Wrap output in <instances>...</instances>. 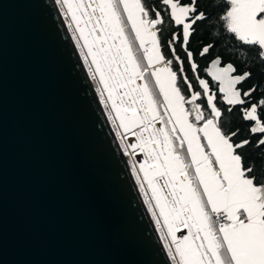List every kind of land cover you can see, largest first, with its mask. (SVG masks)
Instances as JSON below:
<instances>
[{
  "label": "snow or ice",
  "instance_id": "1",
  "mask_svg": "<svg viewBox=\"0 0 264 264\" xmlns=\"http://www.w3.org/2000/svg\"><path fill=\"white\" fill-rule=\"evenodd\" d=\"M57 2L70 19L69 28L74 26L92 79L98 74L97 91L105 107H110L108 116L117 136L122 143L126 134L134 138L124 151L137 154L138 150L143 156L139 172L135 164L133 171L162 229L171 260L175 264H264V170L257 167V161L264 167V86L254 83L244 89L253 72L238 73L234 63H225L221 56L204 69L216 91L200 76L189 44L198 30L194 26L198 22L211 26L213 13L199 10L198 0ZM208 7L225 8L216 17L222 22L217 36L237 42L230 55L249 68L254 63L264 66V0H208ZM166 19L177 29L167 41L177 71L173 59L165 58L158 35ZM177 44L199 91L185 74ZM214 47L203 45L198 55L203 57ZM251 51L255 60L249 59ZM217 92L223 108L217 106ZM202 99L203 104L198 102ZM234 110L248 133L238 141L240 129L226 130L221 124L229 122ZM245 149L259 155L252 157ZM182 230L187 234L178 236Z\"/></svg>",
  "mask_w": 264,
  "mask_h": 264
},
{
  "label": "water",
  "instance_id": "2",
  "mask_svg": "<svg viewBox=\"0 0 264 264\" xmlns=\"http://www.w3.org/2000/svg\"><path fill=\"white\" fill-rule=\"evenodd\" d=\"M0 264H172L55 0H0Z\"/></svg>",
  "mask_w": 264,
  "mask_h": 264
},
{
  "label": "trees",
  "instance_id": "3",
  "mask_svg": "<svg viewBox=\"0 0 264 264\" xmlns=\"http://www.w3.org/2000/svg\"><path fill=\"white\" fill-rule=\"evenodd\" d=\"M145 2L146 4L155 3L156 0H145ZM198 9L211 11L213 13V19L211 22V26H209L208 22H198V24L194 26L198 30L193 35L190 41L189 50L193 52L196 63L199 65L198 71L200 73V76L202 78H206L209 80V84L210 86H212V91H216L215 82L212 81L210 77H207L206 73L204 72V69L209 65L210 61L214 59L216 56H221L225 63L226 62L234 63V65L237 67L238 73H242L244 71H249V70L253 72L254 74L253 77L243 84L244 89H247L254 83H259L262 86H264V66H260L258 63L252 64L250 68L242 65L239 59L233 57L229 53V49L238 47L237 42L230 39L220 40L218 38L217 33L222 32V28H221L222 22L218 23L216 17L222 15L225 8L221 7V8L213 9L208 7V0H198ZM159 27L161 28V31L158 33V35L160 38L162 52L166 59H173L170 49L167 45V41L171 38V33L173 31H176L177 29L175 28V26L168 24L167 19H166V23ZM209 43L214 44L215 47L213 49H210V52L207 55L203 57L199 56L198 52L200 51L201 47ZM176 54L179 55L182 60H184L185 74L188 76L189 80L192 81L193 89L199 91L200 89L190 70L185 53L180 48L179 44L176 45ZM248 56L250 60H255L256 53L254 51L248 52ZM172 68L174 71L178 70L177 63L175 62L174 59H173ZM181 91L186 97L188 96L186 86L183 85L182 81H181ZM198 102L202 104L204 103L203 99ZM217 106L222 108L224 107V105L220 102V94L218 92H217ZM228 119H229L228 123H224L223 120L221 121L222 127H224L226 130L230 129L231 131H236L237 128H239L240 134L235 138L237 141L247 138L248 133L245 131V124L244 122L241 121L239 112L237 110H234L230 115V117H228ZM244 151L248 152L252 157H256L259 155L258 152L252 151L251 149H245ZM257 167H258V171L264 170V167H262V162L260 161H257Z\"/></svg>",
  "mask_w": 264,
  "mask_h": 264
},
{
  "label": "rangeland",
  "instance_id": "4",
  "mask_svg": "<svg viewBox=\"0 0 264 264\" xmlns=\"http://www.w3.org/2000/svg\"><path fill=\"white\" fill-rule=\"evenodd\" d=\"M55 3H56L58 9L60 10V12H61V14H62V16H63V19H64V21H65V24H66V26H67V28H68V30H69V33H70V35H71V37H72V39H73V41H74V43H75V46H76V48H77V50H78V53H79V55H80V57H81V60H82L84 66H85V68H86V70H87V73L89 74V77H90V79H91L92 85H93L94 90H95V93H96V95H97V98H98L99 102L101 103V106L103 107V110H104L105 115H106V117H107V119H108V121H109V124L111 125V127H112V129H113V131H114V133H115V135H116V138H117V141H118L119 147H120V149H121V151H122V153H123V156H124V158H125V160H126V162H127L128 168H129V170H130V172H131V174H132V176H133V179H134V181H135V183H136V185H137V187H138V189H139V191H140V193H141V196H142L143 200L145 201V204H146V207H147V209H148V211H149V214H150V216H151V218H152V220H153V222H154V224H155V226H156V228H157V231H158V233H159V236L161 237V240H162V242H163V244H164V246H165V239H164V237H162V235H161V231H162V229L156 225V223H155V219H156V218L152 216V209H149V207H148V200H146L145 195H144V192H142V191L140 190V181H137V179H136L137 172H139V162H141V161L143 160V156H142V154H139V153H138V150H137V154H132V150H131V149H129L127 153L124 151L125 145H126L127 143H133V142H134V138H132L130 135H127V134H126V135L123 137V139H124V143H122V142H121L122 138H121L120 136H117V134H116V133H117V127H116V125L113 124L112 119H110L109 116H108V111L110 110V107H109V108H106V107H105V102L102 101V100L100 99L99 92L97 91V89H98L99 87H101V85L99 84V77H98V74H97V79H95V80L92 79V74L88 71L89 64H88V63H85L84 58H83V56H82V54H81V48H80V46L77 45V43H76V39H75V37H74V26H73V28H69L68 25H69V23H70V19H66V18H65L64 13L61 11L62 5L59 4V3L57 2V0H55ZM81 43H82V42H81ZM90 59H91V58L89 57V60H90ZM106 96H107V93H105V97H106ZM108 104H109V106H110V101H108ZM117 124H118V120H117ZM160 126H162V125L157 124V127H160ZM120 131L123 132L122 129H120ZM133 164L136 165L137 172H134V171H133ZM139 174H140L141 177L143 176V173H142V172H140ZM144 183H145V191L148 192V197L151 198V190L147 187V182L144 181ZM160 183H161V185H163V180H162V179H161ZM165 192H167V189H166V188H165ZM152 203H153V205L155 204V200H154V199H152ZM155 210H156L157 212L159 211L158 209H155ZM161 219H162V218H161ZM163 231L166 233V228L163 229ZM186 234H187V232H186L185 230H182L181 232H178V233H177L178 236H180V235H186ZM168 240L170 241V237H168ZM165 248H166V247H165ZM166 251H167V248H166ZM170 259H171V258H170ZM171 262H172V264H175V261L171 260Z\"/></svg>",
  "mask_w": 264,
  "mask_h": 264
}]
</instances>
